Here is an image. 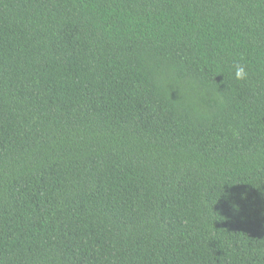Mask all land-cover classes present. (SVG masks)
Segmentation results:
<instances>
[{
  "label": "trees",
  "instance_id": "16d2710c",
  "mask_svg": "<svg viewBox=\"0 0 264 264\" xmlns=\"http://www.w3.org/2000/svg\"><path fill=\"white\" fill-rule=\"evenodd\" d=\"M0 264H264V0H0Z\"/></svg>",
  "mask_w": 264,
  "mask_h": 264
},
{
  "label": "clouds",
  "instance_id": "9594fccd",
  "mask_svg": "<svg viewBox=\"0 0 264 264\" xmlns=\"http://www.w3.org/2000/svg\"><path fill=\"white\" fill-rule=\"evenodd\" d=\"M246 76L245 70L243 67H238L236 70V77L238 79H243Z\"/></svg>",
  "mask_w": 264,
  "mask_h": 264
}]
</instances>
